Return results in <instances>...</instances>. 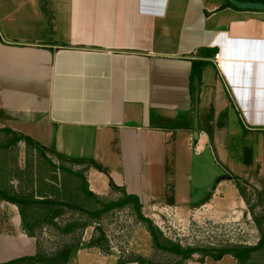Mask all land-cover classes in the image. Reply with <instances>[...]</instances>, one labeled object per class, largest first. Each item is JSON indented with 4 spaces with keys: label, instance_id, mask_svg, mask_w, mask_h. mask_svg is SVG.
I'll return each instance as SVG.
<instances>
[{
    "label": "crops",
    "instance_id": "obj_1",
    "mask_svg": "<svg viewBox=\"0 0 264 264\" xmlns=\"http://www.w3.org/2000/svg\"><path fill=\"white\" fill-rule=\"evenodd\" d=\"M7 1L12 6L0 7V130L28 135L87 165L85 177L95 194L107 195L116 185L145 206L180 209L173 182V192L166 190L167 144L176 129L194 135V61H208L199 79L200 115L206 119L210 113L214 129L213 142L204 130L194 137L197 149L216 151L264 130V10L229 0ZM22 10H28V22L16 27ZM209 52L221 53L220 69ZM170 121L178 123L172 127ZM248 162L249 169L257 162L252 173L264 185L257 155ZM219 182L211 196L182 214L202 208L204 218L217 224L250 220L240 190V205L233 197L224 206L228 198ZM10 216L0 220V264L41 252L38 239L22 226L20 209ZM85 251L105 257L96 247ZM188 264L239 261L227 254Z\"/></svg>",
    "mask_w": 264,
    "mask_h": 264
},
{
    "label": "rangeland",
    "instance_id": "obj_2",
    "mask_svg": "<svg viewBox=\"0 0 264 264\" xmlns=\"http://www.w3.org/2000/svg\"><path fill=\"white\" fill-rule=\"evenodd\" d=\"M1 5L9 8L12 3L0 0V7ZM27 11L22 10L16 13L13 22L16 27H26L28 22ZM35 20V17L30 19L31 23ZM206 98L205 95L202 98L204 115L211 112L209 102L208 104L205 103ZM177 123L173 122L171 125H177ZM13 137L12 133L0 132L1 186L7 190H12V193L20 192L22 194L39 189V179H46L50 187L54 186L58 189L49 193L51 198L74 199L73 203L83 208L81 210L59 206L64 209V212L54 216L53 219H47V213L44 215L41 212V215L38 212L31 213L35 226L30 230H34L35 237L38 239L39 250L43 255L51 257L67 250L69 264H138L135 260L139 258L143 261L141 264L200 262L203 252L194 253L191 257L186 258L183 254L158 248L153 241L147 223L140 221L132 205L118 207L96 215L94 212L103 208L107 202L112 199H119L121 192L112 190L111 193L100 196L101 198L97 200L87 198L80 188L82 179L59 168V165L63 164L68 169L83 172L85 175L87 165L62 160L52 151H47L46 157L41 156L37 150L26 145L25 141L11 144L9 148H6L5 145ZM168 141L170 157L166 167L169 174L168 180H170L166 190L173 192L174 188L170 184L173 182L177 192L176 206L180 209L168 207L163 203L155 206L149 202L146 203V206L143 205L142 209L143 214L162 231V242L169 247L180 245L183 249L195 247L214 251L235 245H257L261 235L257 218L261 219V225L264 227L262 194L264 185L258 177L254 176L256 173L254 168L257 162L252 165V169H249L250 163L248 161L257 155L263 168L261 172L264 175V130L249 132L246 138L237 137L232 143L229 142V146L216 151L210 146L204 147L202 151L197 149L194 135L185 130L176 129L175 134L170 136ZM191 141L194 142L191 144ZM52 162L58 168L52 166ZM103 165L112 168L115 163L104 162ZM249 174L251 176L240 181L245 190L248 210L252 214V218L247 222L231 220L217 224L204 218L205 210L202 208L192 210L188 215L182 214L181 210L184 209L187 214L190 207L200 205L201 201L211 196L218 188L216 186L220 184V179L222 185L219 186V189L226 193L228 198L223 201L224 206L232 202L233 197L240 205V200H237L239 193L237 177H234V182L227 177L229 175L245 176ZM52 175L57 178L54 179L51 177ZM42 186L48 187L44 183ZM59 191L60 193L56 194ZM158 197L159 200H162V196ZM9 203L0 197V220L9 217V213L12 217L14 208L18 207ZM31 216L27 214L28 221L29 218H32ZM200 218L205 220L200 221ZM101 232L104 233L108 241L109 250L105 252L98 247L96 248L105 254L104 258L98 256L97 251L93 252L92 255L85 251L93 248L88 247V244L92 238L101 235ZM79 249H82L80 253H78ZM208 257L210 256L205 257L204 261ZM258 258H260L258 259L259 262L264 263L263 255Z\"/></svg>",
    "mask_w": 264,
    "mask_h": 264
},
{
    "label": "trees",
    "instance_id": "obj_3",
    "mask_svg": "<svg viewBox=\"0 0 264 264\" xmlns=\"http://www.w3.org/2000/svg\"><path fill=\"white\" fill-rule=\"evenodd\" d=\"M258 1L264 2V0H258ZM215 54H216L215 52H209V56L211 55L214 56ZM207 64H208V61H204V60H197L193 62L192 74H191L193 91H195V86H194L195 77L198 76V78L201 81L203 70L207 66ZM211 117L212 115L210 113L206 119L205 117L200 115V131L204 130L208 134L210 141L213 142L214 129L210 125ZM168 123L169 125H171L173 121H170ZM171 126L173 127L174 125H171ZM0 132L12 133L14 135L11 141L5 145L6 148H9L11 144H18L20 141H25L26 145L31 147V149L37 150L41 156L46 157V152L52 151L55 153V155H57L62 160H70L71 162H78L75 159L67 158L66 156L58 153L57 151L50 150L48 147L42 145L40 142L36 141L32 137L25 135L23 133H18L12 129H3V130H0ZM51 164L52 166L58 168V166L55 165L53 162ZM92 164H97V163L94 162ZM59 168H61L64 171H67L68 173H71L72 175L76 177H80V179H82L80 188L82 189L83 193H85V196L87 198H92L96 200L101 198L99 195L95 194L94 192L90 190L89 183L85 175L83 174V172L74 171V170L72 171L63 164L59 165ZM51 177H53L54 179L57 178L56 176H53V175ZM237 181H238V184H237L238 189L240 190V193L242 194V196L245 198V190L241 186V183L238 177H237ZM47 182L48 181H46V179L40 178L39 184H38V186L40 187V188L38 187L39 189L32 190L31 192H25L22 194L20 192L12 193L11 192L12 190L5 189L3 186H1V183H0V197L3 200L9 201L10 203L18 206V208L20 209V213L22 214V221H23L22 226L32 236H35V232L34 230H30V229L34 228L33 226H35V223H34V218L31 216V213L38 212V214L40 215L41 213L42 215L47 213L48 217L46 218L53 219L54 216L61 215V213L64 212V209L60 208L61 206H68L73 209H81V210L83 209L80 205L73 203L74 199L69 198L68 200H61V199L54 198V197L51 198L49 196V193L53 192V190L55 192L58 189L54 186L50 187L49 183ZM43 183L44 185H47L48 187L47 188L43 187L42 186ZM112 189L114 191H118L119 193L121 192L120 193L121 197L119 199H112L111 201L107 202L103 208L98 209L94 213L96 215H100L101 213L110 211L111 209H115L118 207L121 208L126 205H132V207L137 212V215L140 221H144L147 223L148 229L153 237V241L158 248L168 249L173 252H176L177 254H183L186 258L191 257L194 253L203 252L204 253L203 257L199 260L201 263L204 262V258L207 256H210L214 258L215 260H220L225 255L231 254L238 259L239 264H264L263 262H259L260 260L258 261V259H260L258 257H261L262 255L264 256V227L263 225H261L262 221L259 218H257V221H258V224H260L259 225L260 226L259 231L261 233L260 241L257 245H254V246L235 245V246L221 248V249H218L217 251L209 250V249L202 250V249L195 248V247L189 248V249H183L180 245H174L172 247H169L164 242H162V231L153 224L152 220H150L148 217H146L143 214L142 212L143 204L140 198L137 195L129 194L125 188H120V187H117L116 185H113ZM57 193H60V191L56 192V194ZM168 200L170 204H174L173 195H170ZM27 214L28 215L30 214V216L32 217V218H29V221L27 220ZM68 230L70 229L68 228ZM88 247H98L102 251L107 252L109 250V246H108V241L105 238L104 233L101 232V235H99L98 237L92 238L88 244ZM67 253L68 251L64 250L63 252L55 256L46 257L40 252L34 256H25L19 259L6 262L4 264H33V263L68 264L69 256ZM135 261L138 262V264H141L143 262L140 258Z\"/></svg>",
    "mask_w": 264,
    "mask_h": 264
},
{
    "label": "water",
    "instance_id": "obj_4",
    "mask_svg": "<svg viewBox=\"0 0 264 264\" xmlns=\"http://www.w3.org/2000/svg\"><path fill=\"white\" fill-rule=\"evenodd\" d=\"M233 5L240 8L264 10V2L243 1V0H229ZM200 96L201 88L198 76L195 77V110L193 120L194 137L198 138L200 135Z\"/></svg>",
    "mask_w": 264,
    "mask_h": 264
},
{
    "label": "built area",
    "instance_id": "obj_5",
    "mask_svg": "<svg viewBox=\"0 0 264 264\" xmlns=\"http://www.w3.org/2000/svg\"><path fill=\"white\" fill-rule=\"evenodd\" d=\"M213 61L215 62V64L217 65V67L220 69L221 68V61H222L221 53L220 52H217L214 55Z\"/></svg>",
    "mask_w": 264,
    "mask_h": 264
}]
</instances>
